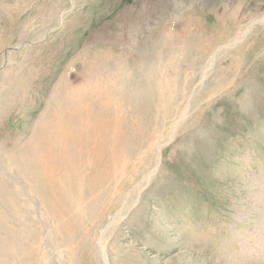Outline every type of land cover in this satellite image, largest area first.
<instances>
[{
	"label": "rangeland",
	"instance_id": "374dc122",
	"mask_svg": "<svg viewBox=\"0 0 264 264\" xmlns=\"http://www.w3.org/2000/svg\"><path fill=\"white\" fill-rule=\"evenodd\" d=\"M123 2L0 0V264H264V0Z\"/></svg>",
	"mask_w": 264,
	"mask_h": 264
},
{
	"label": "trees",
	"instance_id": "16d2710c",
	"mask_svg": "<svg viewBox=\"0 0 264 264\" xmlns=\"http://www.w3.org/2000/svg\"><path fill=\"white\" fill-rule=\"evenodd\" d=\"M133 0H124V2L123 3H126V4H128L129 2H132ZM122 3V4H123ZM95 17H94V19H93V21H91L90 23H89V30H91V31H93V30H95V28L99 25V24H101V22H103V18L102 19H97L98 17V12H95ZM96 18V19H95ZM87 32H89V31H87Z\"/></svg>",
	"mask_w": 264,
	"mask_h": 264
},
{
	"label": "crops",
	"instance_id": "0c3cea01",
	"mask_svg": "<svg viewBox=\"0 0 264 264\" xmlns=\"http://www.w3.org/2000/svg\"><path fill=\"white\" fill-rule=\"evenodd\" d=\"M130 7H132V6H130ZM129 8V7H128ZM128 8H126V9H124L123 11H122V13L123 12H125ZM131 9V8H130ZM128 13V12H127ZM92 15H93V13H92ZM121 15V14H120ZM91 17V16H90Z\"/></svg>",
	"mask_w": 264,
	"mask_h": 264
}]
</instances>
